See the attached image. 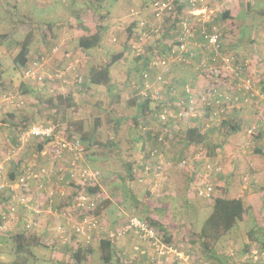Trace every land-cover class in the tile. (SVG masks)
Segmentation results:
<instances>
[{"label": "rangeland", "instance_id": "obj_1", "mask_svg": "<svg viewBox=\"0 0 264 264\" xmlns=\"http://www.w3.org/2000/svg\"><path fill=\"white\" fill-rule=\"evenodd\" d=\"M143 1L0 0V33H8L4 44L0 46V64L5 69L3 77L6 78L4 79V85L6 86L5 89L9 88L8 90L19 92L22 96H14L16 98L21 97L20 99L23 100V104L20 106L3 103L0 107V157L2 153L17 147L18 144L16 145L14 138L15 133H17L16 130L22 126L17 124L20 122L24 109L30 106L34 107V109L38 107L35 103L36 98L33 95H23L17 90L19 83L24 82L26 79L23 77V68L19 64H17L18 69L13 67L12 60L18 50L17 43L25 38L26 32L34 28L28 51V60L31 61L37 58L39 54L47 56V73L51 75L59 74V76L46 77L47 80L42 85L33 83L34 81L32 80L26 83L35 90L43 86L44 88L41 89L45 94L49 91L51 92V90H53L51 93L55 91H58V93H70L74 102L72 108L66 112H58L57 116H55L57 118H54V120L50 118V120L56 122L58 130L62 129L65 133L66 128L72 129L68 118L73 121H81L83 130L88 131L94 139L100 142H106L110 139L114 140V136L116 133L118 134V138H116V140H119L118 145L112 147L115 149L109 151L108 148L104 147L105 149L102 150L97 144L89 147L86 151L87 163L91 168L100 172L102 181L100 184L111 200L107 210L109 228L116 227L127 216L145 217L148 213L149 216L156 217V214H158L160 217H165L164 220L173 221L175 226H177V231L170 243L173 244L176 251L181 252L184 257H188L184 260L179 256L180 259L178 257V259L176 257L171 259L170 256L174 254L169 252L167 254H169L170 258L168 256L162 257L157 264H179L178 262L180 264H208L200 251L196 237L194 238L192 235L199 231L204 219L212 209V204L209 205L191 192L188 201L184 202L181 194L185 182L189 190L190 179L188 178L190 177V172H188V164L197 163L195 156L203 152L204 148L196 144H189L187 147H183L177 138L173 137L168 139L166 144L159 146L164 152L167 163L170 162V166H166L158 176L150 174L145 177H141L143 168L138 171L137 167L139 166L137 164L139 161L142 163L146 160L144 150H140V142H143L146 148L151 145V140L146 137L145 133L141 136L140 132L142 130H151L149 137L153 140L155 138L154 141L157 142L153 134H156L157 129L160 127L149 116L148 112L142 119L139 116L140 121L137 127L134 126L132 121V118L137 115V110L131 98H134L137 93V99H141L140 94H138V87L142 82L141 75L144 67H138L139 64H137L134 52L130 49L129 40L126 37L125 22H128L126 15L128 9L130 7H140ZM228 3L230 4V0H204L205 6L212 11L208 13L210 18L208 24L209 26L214 25L220 28L225 51L235 54L238 64H243L245 60L248 61L249 67L246 68L243 74L245 78L243 79H250L252 82V104H239L238 107H233L230 112H223L219 116V120L206 121L203 118H197L195 122L187 121L184 124L188 126H192V123L201 124L202 129L206 130V132H208L207 130L218 128L222 121H226L229 124L236 122L240 127L237 131L231 133L220 148L215 150L217 154L208 156L209 161L215 165L214 167L220 168V172L217 175L215 174L216 176L213 175V172H211V175L213 178L225 182V187L220 186V188H223L225 195L228 197H241L247 208L243 220L237 221L233 228L218 241L215 247L217 259L214 264H217V262L218 264L221 262L252 264L249 253L252 245L247 250H244V245L248 240V233L251 234V238L254 241L252 242L253 244H264V225L257 227L258 221L256 218L259 209L255 203L252 205L247 196L244 198L243 193L246 194L249 188L252 189V192L264 189V131L259 129L258 133L250 138L251 143L246 146L245 143L248 137L245 136V129L254 122L258 115V110L254 105H260L262 116L264 117V98H260L256 94V92L259 95L264 94L262 90V86H264V47L261 48V59L257 54L258 52L254 51L256 47L248 41V37L253 31L254 36L256 32V37L262 38L263 36L264 39V0H237V6L234 9L237 10L233 12L232 16L229 15V18L223 19L222 13L228 10ZM247 5H249L248 10ZM89 7L92 8L88 10ZM74 18H76L75 21ZM81 20L89 24L87 29L90 27L93 29V24L95 23L100 26L101 32V46L99 49L91 50L92 52L89 53L90 56L86 62H84L86 55L76 54L75 52L78 47L76 40L68 44L72 55L68 56L65 51L67 38H69V34L73 33L70 29V23L76 22L78 24ZM47 22L53 24L51 28L46 26L45 23ZM248 24H252L254 28L252 26L249 27ZM77 36L76 38H78ZM229 36L233 37L232 41L228 39ZM168 39L172 40L171 37H168ZM226 39L231 43L234 42V45L231 46L226 43ZM153 42L154 40L150 43L152 44ZM262 44H264V40ZM52 48H55V51L51 52ZM121 50H124L126 56L119 59L111 67L115 85L112 96L115 101L109 107V110H113V112H110L104 109L103 105V100H105L107 93L106 89L100 86L95 87L97 85L91 84L87 88L85 78L87 69L91 64L108 61L112 53ZM244 54L246 56L243 60L244 57L242 56ZM178 66L179 64H175L173 69ZM183 67L189 68L190 71L184 83L191 84L195 89L199 88L202 84H200L202 77L200 76V79H197L199 74L195 72L193 65L186 64ZM192 69L196 75L192 73ZM9 77H13L14 82H9ZM79 78H81V81H79ZM234 81L233 77H228L227 79L230 85ZM175 84L178 88L181 87L178 82H175ZM0 91H2V88ZM178 92L182 95L181 90ZM198 110L202 111L201 107H198ZM9 111L14 115L13 118L7 114ZM44 117L46 116L42 115L41 120L38 122L44 123ZM114 117L121 120L117 124V131L114 129L116 127V122L113 120ZM96 118L98 124L96 123ZM58 135H61L60 132ZM218 136H220L218 132H215L212 135V140L217 139ZM255 148H260V152H254ZM117 150L126 159H122V157V160L118 159ZM36 152L38 153L37 145L32 143L26 147L24 146V149L19 153L21 162L38 164L40 158L35 156ZM127 159L136 160V168L133 170L135 178L129 182L128 186L125 182L127 171L124 163ZM182 160H187V164L183 168L179 165ZM247 172L255 174L259 182L255 184L249 183L247 188H244L243 177L246 176ZM8 177L9 172L6 173V178ZM4 194L8 198L6 193ZM57 202L61 204V201ZM145 204L149 206L148 209L143 208ZM248 204H251L252 207L250 208ZM62 206L65 207V205ZM22 211L19 214H22ZM50 222L52 226L55 223L54 219L48 221V223ZM111 222L112 224L115 223L113 224L114 226L110 225ZM255 227L257 229H254ZM50 230L52 234L46 235L44 238L40 236L42 241L40 242L43 246H31L33 255L30 254L31 256L26 258V264H70L72 247L63 244L60 241V237L53 232L54 230L52 228ZM34 232L36 231H31L28 234V238L31 239L34 236ZM125 238H130L127 242L130 245H128V248L124 247L122 252L115 253L113 264H137L139 260L146 262L144 264L155 263V257L153 258L150 255L152 254L150 249L153 247L151 248L146 244L144 247V244H140V248L147 250V252L141 254L133 249V246L137 245V240L126 236ZM74 240L75 238H72V241ZM0 241V264L1 262L15 260L16 256L12 252L11 247L9 248L10 242L1 240V237ZM97 241L94 240V243ZM99 256L100 253L90 256L91 263L103 264ZM91 263L89 262L88 264Z\"/></svg>", "mask_w": 264, "mask_h": 264}, {"label": "built area", "instance_id": "obj_2", "mask_svg": "<svg viewBox=\"0 0 264 264\" xmlns=\"http://www.w3.org/2000/svg\"><path fill=\"white\" fill-rule=\"evenodd\" d=\"M178 4V0H150L145 13L139 7H130L126 12L127 21L137 20L139 17V30L130 41L131 49L136 55L144 54L145 44L164 32L167 26L171 28V34L174 33L172 40L167 38L170 46L168 57L151 58L147 65L152 72L143 71L141 75L139 94L154 103L152 118L161 129L159 134H153L158 143L149 150L141 177L150 174L158 176L166 166H170L159 146L176 137L180 123L195 122L197 118L219 120L223 112H230L239 104H252L253 101L252 82L250 79H243V74L249 67L248 61L238 64L236 55L225 51L220 28L208 24V13L212 11L205 6L204 0H186L182 16L176 21ZM172 23L175 25H171ZM50 51H55V48ZM46 57L42 55L25 66L24 79L41 81L46 77H58L59 74L47 73ZM175 64H192L195 72L202 77L203 82L199 88L195 89L191 84L184 83L180 95L178 86L170 77ZM228 77L235 80L231 85L227 82ZM256 94L264 98V94ZM15 96L12 92L0 93V107L3 103L22 105L23 100ZM254 106L258 115L245 129L247 141L259 129L264 131L262 108ZM57 127L58 124L51 120L21 126L17 132V147L2 153L0 192L5 190L10 199L7 198V204L0 205V233L21 230L29 234L54 219L52 231L60 237L63 244L73 249L101 238L116 242L126 236L137 240L133 249L141 254L147 250L140 248V244L153 247L150 249L152 254H149L155 257L154 264L159 263L162 257H169V252L174 254L170 256L171 259H186L188 256L184 257L181 252L176 251L173 244L166 242L160 232L144 218L127 216L116 227L109 229L96 211L102 200L109 197L100 184V172L85 162L86 142L76 135L68 136ZM59 132L61 135H58ZM32 143L42 144L35 154L40 158L36 165L22 163L19 157L24 146ZM195 159L198 165L188 164L189 190L211 205L223 191L222 187H225L211 175L213 172L216 176L220 168L214 167L209 161L205 149ZM186 164L187 160H182L179 165L183 168ZM10 170L13 177L6 178V173ZM249 183L255 184L257 181L243 177V187L247 188ZM90 188L99 190L91 191ZM57 201H61V204ZM21 210L29 215L24 221H19ZM99 232H103L104 236H98ZM72 238L75 240L72 241ZM249 253L252 264H264V244L252 245Z\"/></svg>", "mask_w": 264, "mask_h": 264}, {"label": "trees", "instance_id": "obj_3", "mask_svg": "<svg viewBox=\"0 0 264 264\" xmlns=\"http://www.w3.org/2000/svg\"><path fill=\"white\" fill-rule=\"evenodd\" d=\"M178 2L179 4L176 7V13L178 14V17L176 21H179L180 16H182L183 10L185 9L186 0H178ZM149 5H150V0H144L141 3L139 8L142 9L143 12L145 13ZM248 7L249 5H247V10H248ZM90 8L92 7H89L88 10ZM93 10L95 9L93 8ZM229 15H230V11L225 10L222 13V18L223 19L229 18ZM102 17H103V14H102ZM138 22H139V17L137 18V20L128 21L127 23L125 22L126 37L129 40V45L131 44L130 43L131 39L133 38V36H135V33H137L139 30ZM79 23L82 24V22H79ZM175 23H172L171 25H175ZM45 24L49 28H51L53 25L51 22L49 23L47 22ZM84 24L88 25L89 27V24H86V23ZM93 26H94L93 29L90 27L85 30H84V27H82L83 31L82 33L78 35L77 45L83 50L91 51L92 49H99L101 46L100 26L96 25L95 23L93 24ZM33 33H34V28H31L28 32H26L25 38L17 43L18 50L12 58L13 67L17 68V64H19L21 68H24L31 61L35 59H39L42 56L39 54L37 58L31 61L28 60V51L30 49V45H31L30 41H31V37ZM252 36H253V31H251L248 39L251 38ZM7 37H8L7 32L0 33V46L4 44ZM168 37H171V38L174 37V33L171 34V28L169 26L165 28L164 32L156 35L153 39H150L147 42V44H145L146 48H145L144 54L136 55L134 53L135 59L137 60V64L140 65V66L138 65V67H144L143 70L141 68L142 73L143 71H148L149 73L152 72L150 69H148V65H147L148 61L151 58L153 57L167 58L168 57V54L170 51V46H169V42L167 39ZM153 40L154 42L151 44L150 42ZM130 49H131V45H130ZM123 55H124V50H121L116 53H112L108 61L91 64L87 69V74L85 78L87 88L90 87L91 85H97L95 87L100 86L106 89L107 93H106L105 100H103V105H104V109H107V110H109V107H111V104L115 101L113 100V96H112L115 85H114V80H113V76L111 73V67L117 61H119V59H121ZM4 70L5 69L0 64V89L2 88V91H0V93L1 92L2 93L12 92L14 95H17L18 97L22 96L16 90L15 91L8 90L9 88L5 89L6 86L4 85L5 83L4 79L6 78L3 77ZM46 80L47 79L45 78L41 81H34L33 83L42 85L44 84ZM8 81L11 83L14 82L13 77H9ZM26 82H30V80L26 79L24 82L23 81L20 82L17 90H19L23 95H26V94L33 95V97L36 98L35 103L36 105H38V107L34 109V107L30 106L29 108H26L27 110L24 109L23 115L20 118V122H18L17 125L21 124L22 126H26L31 123H39L38 121L41 120L42 115L46 116L43 118L45 119V122L50 121V118L54 120V118H57L55 116H57L58 112L60 111L66 112L67 110L73 107L72 105L74 102L72 100V96H71L72 94L58 93V91L51 93L53 92V90H51L50 92L49 89H48L49 92L45 94L43 90L41 89V88H44L43 86L42 87L40 86L38 89L35 90L33 87L28 85ZM140 88H141V84L138 87V91H140ZM181 88L182 87H180L179 89ZM262 90L264 91V86H262ZM136 92H137V88H136ZM131 100L133 104L136 106V110H137V115L132 118L134 126L137 127L140 119H142L144 115L147 114V112L150 114L149 116L152 118V111L154 109L153 107L154 103L149 98L141 97V99L138 100L137 93H136V96H134V98H131ZM109 111L113 112V110H109ZM7 114L11 118L14 117V115L10 111L7 112ZM139 116H140V119H139ZM68 120H69L70 125L72 126V129L66 128L67 135L68 136L76 135L79 138H81L84 142H88L89 144L86 143L87 144L86 151L89 147L97 145V144L99 145V147L102 148V150H104L105 148H108L109 151L111 149H115L112 147H116L118 145L119 140H116V138H118L117 133H116L117 136L116 135L114 136V140L110 139V140H107L106 142H100L99 140L94 139L88 131L83 130V126H81V121H73L71 120V118H68ZM113 120L116 122V127L114 129L117 131L118 130L117 124H119L121 120L116 117H114ZM96 123L98 124L97 118H96ZM179 126H180L178 130L179 133L176 134V138L183 145V147H187L189 144H196L198 146H202L205 149L208 156L215 154L216 153L215 150L220 148L222 144L225 143L226 139L231 135V133L237 131L240 128L238 123L234 122V123L229 124L226 121H222L221 125L218 128L207 130L208 132L202 129L201 124H198L195 126H188L187 124L180 123ZM160 131L161 129L158 128L156 131V134H159ZM16 132H18V130H16ZM151 132H152L151 130H146V131L142 130V132H140L141 136L142 134L144 135L145 133L146 137L151 140V145L147 148L145 147V144H143V142L142 143L140 142L139 144L140 150H144L145 157L148 156L149 150L152 147L157 145V142L154 141L155 138L153 140L152 138L149 137ZM215 132H218V135L220 136H218L217 139L212 140V135ZM14 140L17 145L18 143L17 133H15ZM35 145H37V149H40L42 147V144H35ZM260 150H261L260 148H255L254 152H260ZM116 152H117L116 154H117L118 159H121V157L122 159H126V157L122 156L118 150ZM93 153L96 154L95 152ZM86 160H87V153L85 152V162L87 163ZM124 163H125V167L127 171L125 182H126V185L128 186L129 182H131L135 178L134 176L135 174L133 170L136 168V160L127 159L125 160ZM140 163H141L140 161L137 163L139 165L137 166L138 171L143 168L145 161H143L141 164ZM87 165L89 164L87 163ZM9 177L10 178L13 177V173L11 170L9 171ZM95 189L97 191L99 190L98 188H90L91 191L92 190L95 191ZM4 193H6L5 190L0 192V195L2 194L5 196ZM146 196H148V194H146ZM110 204H111V200L109 198L103 199L96 209L97 213L101 215V213H103V211L106 208H108ZM148 207L149 206L145 204L143 208L148 209ZM246 209H247L246 205L241 199V197H228L225 195V192L222 191L221 194L217 196V198L214 200L212 204V209L210 213L208 214V216L204 219L199 231L193 235L189 234L190 232L188 233L189 235H192V237L194 238L196 237L200 251L203 254V257L205 258V260L208 262V264H214V261L217 259L215 247L218 241L221 239V237L226 235L233 228V226L237 223V221L243 220L246 214ZM133 216H136V215H133ZM137 217L148 220L149 224L153 228L157 229L158 232H160V234L163 236V239L166 242H170L173 240L175 232L177 231V226H175L173 221H167V219H165L160 222L154 219L153 217L149 216L148 213L146 214L145 217H141V216H137ZM257 225H258L257 227H261L259 226V224ZM257 227H255L254 229H257ZM0 237H1V240H7L10 242L9 248L11 247L12 252L16 256L15 260L8 261V262H1V264H26V258L31 256L30 254H32L31 246L32 245L43 246V244H41L42 242L41 237L33 236L30 239L28 238V234H26L25 232L21 230H17L15 232L0 233ZM252 242L254 241L251 238V234L248 233V240L246 241L244 245V250H247L249 246L254 245ZM96 243L97 244L95 247L88 244V245H79L75 249L71 248L72 254L70 256L71 257L70 264H88L89 262L91 263L90 256H94V254H98V253H100L99 258L103 262V264H113L112 261L116 253L115 248H114V242L106 238H101ZM0 245H1V241H0ZM114 262L116 263V261ZM178 263L180 264V262ZM231 263L232 262H223V263L221 262L220 264H231Z\"/></svg>", "mask_w": 264, "mask_h": 264}, {"label": "crops", "instance_id": "obj_4", "mask_svg": "<svg viewBox=\"0 0 264 264\" xmlns=\"http://www.w3.org/2000/svg\"><path fill=\"white\" fill-rule=\"evenodd\" d=\"M236 6H237V0H230V4L228 3L227 9H228V11H230V15L231 16L234 14L233 12L237 10V9L234 10L236 8ZM75 20H76V18H74V21ZM80 22H82V24H80L79 22H78V24H76V22L75 23H73V22L70 23V25H71L70 29L73 31V33L69 34L70 36H69V38H67L68 41L65 44V51L68 53V56L72 55L71 50H69V45L68 44H71L72 42H75V40L77 41L76 35H79L80 33H82V31H83L82 27H84V30L87 29V25L84 24L85 22H83L82 20ZM235 25H237V24H235ZM248 25H249V27L252 26V24L251 25L248 24ZM74 38H76V39H74ZM228 39L232 41L233 37L229 36ZM229 40L226 39V41H227L226 43H229L231 46L234 45V42L231 43ZM263 40H264L263 36H262V38L261 37L260 38L256 37V32H255V36L254 35L252 36V39L251 38L248 39V41L251 42V44H253L254 47H256V49L254 48V51L258 52L257 54H258V56L261 59H262V57H261V53H262L261 52V48L264 47V44H262ZM235 44H236V42H235ZM261 45H263V46H261ZM230 48H232V47H230ZM75 52H76V54L81 53L83 55H86L85 56L86 60H84V62H86L87 58L90 56L89 53H91L92 51L81 50L80 47H77ZM87 53H88V55H87ZM125 56H126V54H124L123 58ZM245 56H246L245 54L242 56V57H244L243 60L245 59ZM192 73H194L196 75V73L194 72L193 69H192ZM189 74H190L189 68H185V67H183V65L179 64V66L177 68L172 70V72L170 73V76H171V78H174L173 80L176 83L178 82V84H180V86L182 87V85L184 84V82H185V80L187 78V75H189ZM197 79H200V75H199V78H197ZM201 83H202V78L200 79V84ZM257 107H260V105H258ZM250 143H251L250 140L246 141V145H249ZM216 154H217V152H216ZM246 177L250 181L256 180L257 183L259 182L258 179L256 178V175L252 174L251 172H247L246 173ZM219 181H220L221 184L225 185V182L223 180H219ZM248 190H249L248 192H246L247 190L245 191L246 194L242 192L243 195H244V198L247 196L250 199L249 201L252 203V205H253V203L256 204L257 208L259 209L258 212H257L256 220L258 221L259 225H264V193H263L264 189L261 190V191H258V192H252V189H250V188ZM173 194H174V192H173ZM181 194H182V200H184V202L188 201V199L190 197V191L188 190V186H187L186 182H185V184H183V187H182V190H181ZM7 202L8 201H6V196L1 194L0 195V205H5V204H7ZM248 205H249L250 208L252 207L251 204H248ZM107 210H108V208H106L103 211V213H101V217L106 222V225L109 227V225L107 224V222H108L107 221V217H108ZM27 217H29V215L27 214L26 211L23 210L22 214H20V220L19 221H24ZM151 217H153V216H151ZM153 218L161 222L162 220H164L165 217H160L158 214H156V217H153ZM50 224H51V222L47 223V225H45L44 227H41V226L38 227V229L35 230L36 232H34V236H39V237L41 236L42 238H44L46 235L52 234L51 230H50L52 228V225H50ZM113 224H115V223H113ZM113 224H112V222L110 223L111 226ZM109 229H112V227L109 228ZM98 236L103 237L104 233L103 232H99ZM129 239L130 238L119 239L116 242H114L115 252L116 253L122 252L124 247L128 248V245H130V244H127ZM95 244H97V243H94V241H93V242H91L90 245L95 247ZM144 247H145V244H144ZM144 263H146V262H143L142 260L141 261L139 260V262L137 264H144Z\"/></svg>", "mask_w": 264, "mask_h": 264}]
</instances>
